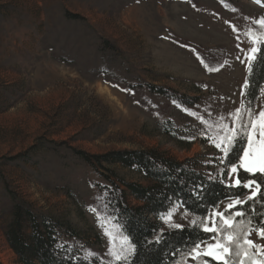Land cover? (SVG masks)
Returning a JSON list of instances; mask_svg holds the SVG:
<instances>
[{"label": "rangeland", "instance_id": "1", "mask_svg": "<svg viewBox=\"0 0 264 264\" xmlns=\"http://www.w3.org/2000/svg\"><path fill=\"white\" fill-rule=\"evenodd\" d=\"M262 18L264 9L252 0H0V264H18L2 232L15 203L69 223L85 256L120 255L124 239L97 212L96 185L107 183L99 173L115 178L77 152L151 150L221 174L233 143L225 154L216 138L237 109L247 123L242 86L258 46L250 33ZM146 85L200 100L182 109ZM261 110L264 85L253 118ZM240 165L241 159L244 170ZM103 167L116 179L146 185L132 170ZM235 178L229 169L227 184L235 186ZM233 201L200 220L175 206L164 226H211L219 220L213 214ZM249 238L264 245L254 231ZM202 258L216 262L201 255L185 264H212Z\"/></svg>", "mask_w": 264, "mask_h": 264}, {"label": "trees", "instance_id": "2", "mask_svg": "<svg viewBox=\"0 0 264 264\" xmlns=\"http://www.w3.org/2000/svg\"><path fill=\"white\" fill-rule=\"evenodd\" d=\"M252 1L264 9V0L260 3ZM250 35L259 41L257 48L260 51L255 54L256 59L252 61L247 75L244 107L247 114L248 109L253 112L264 85V27L256 28ZM211 52L205 53L204 61L206 57L210 59ZM144 88L148 93L182 109L196 106L200 100L199 97L189 98L160 86L146 85ZM245 146L246 137L241 131L226 156L224 171L212 176L204 173L195 159L178 162L157 151H117L103 156L77 152L86 164L94 169L99 166L115 178L113 180L109 175L99 173L107 183L96 185L100 193L97 212L117 228L122 238H128L120 251V254L127 256L126 260L123 257L118 261L102 259L97 255L85 256V244L69 223L38 214L20 203L12 207L2 230L4 239L18 264H185L191 257L193 246L213 240V234L204 232L198 223L183 226L182 230L164 226V217L175 206L200 220L222 202L244 197L248 189L243 185L255 180L261 185V195L255 200L247 199L243 205L230 210L245 214L243 217H233L231 229L217 220L216 225L221 229L218 239L228 232L239 235L249 228L264 227V175H253L239 167ZM104 164L132 170L142 177L146 185L116 179L113 170L103 167ZM232 167L237 168V177L241 181L239 186L227 184L228 171ZM223 213L225 216L229 214L226 210ZM130 245L135 250L129 254L125 249ZM235 251L233 248L231 260L239 264L242 257H237ZM201 260L217 264L209 259Z\"/></svg>", "mask_w": 264, "mask_h": 264}, {"label": "snow or ice", "instance_id": "3", "mask_svg": "<svg viewBox=\"0 0 264 264\" xmlns=\"http://www.w3.org/2000/svg\"><path fill=\"white\" fill-rule=\"evenodd\" d=\"M256 2L260 3L261 0H256ZM256 23L264 27V18L257 20ZM235 30V27H233V31ZM253 43H259V41L257 40ZM258 51H260V49L253 46L251 48L252 55L248 57V60H255V54ZM197 58L200 59L199 57ZM201 63H204L202 59ZM205 67L209 72L218 71V69L210 68L206 64ZM242 87L246 89L248 87V83L245 82ZM238 123L240 125V131H238L236 128V124ZM220 130L224 133V135L218 136L216 138L218 142L215 143V146L218 149L222 150L225 154L227 153L229 146L240 135V132H243V134L247 138V145L241 158L240 166L246 172L251 173L253 175H264V110H261L258 116L253 118V113L251 109H248V122L242 123L241 113L239 109H237V111L233 113L232 126L224 125L220 127ZM230 171L231 173H236L237 168L232 167ZM234 185H241V181L238 177L235 178ZM243 187L248 189L251 193V195L248 196V200H255L258 196L261 195V185L256 183L255 180L248 181L243 185ZM244 203V200L234 199L232 203L227 205L226 211L229 212L227 216H225L224 213L221 212H216L213 215L219 217V220L222 222L223 226L231 229L233 227V217H243L245 214L239 210H236L234 212L230 210L237 208L238 205H243ZM186 214L187 213H185V215ZM172 215L173 213L169 212L165 219H171ZM193 223H195V221H193ZM173 226L177 229H183V225L181 224H174ZM203 231L206 233H212L213 235L211 239L216 241V243L208 245L203 252L200 251L201 244L194 245L191 250L192 259H197L201 255H203L205 257H210L212 260H215L217 264H235V262L231 260L233 248H235V255L237 257H242V259L239 260V264H245V259H250L251 264H264V259L256 258L257 256H264V245L257 244L255 243L254 239L249 238L252 232L254 231L259 239L264 240V227H259L255 229L249 228L247 231H244L242 234L239 235L233 232H228L223 235L222 239H218V237L221 235V229L213 221L211 223V226L205 224V226L203 227ZM123 239L126 242L128 241L127 237H123ZM157 242H159V240ZM134 250V246L131 245L129 246V248L125 249V251L129 254ZM122 257L125 260L127 259V256L123 253L115 256L116 260L118 261L121 260Z\"/></svg>", "mask_w": 264, "mask_h": 264}]
</instances>
